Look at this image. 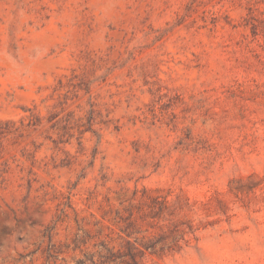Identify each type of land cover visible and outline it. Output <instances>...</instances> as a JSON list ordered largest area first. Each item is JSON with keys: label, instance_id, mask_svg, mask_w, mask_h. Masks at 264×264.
<instances>
[{"label": "rangeland", "instance_id": "obj_1", "mask_svg": "<svg viewBox=\"0 0 264 264\" xmlns=\"http://www.w3.org/2000/svg\"><path fill=\"white\" fill-rule=\"evenodd\" d=\"M0 264H264V0H0Z\"/></svg>", "mask_w": 264, "mask_h": 264}]
</instances>
